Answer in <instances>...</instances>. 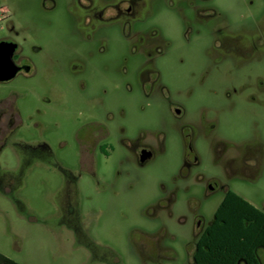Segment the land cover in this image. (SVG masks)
<instances>
[{
	"label": "rangeland",
	"instance_id": "1",
	"mask_svg": "<svg viewBox=\"0 0 264 264\" xmlns=\"http://www.w3.org/2000/svg\"><path fill=\"white\" fill-rule=\"evenodd\" d=\"M73 2L0 0V37L12 36L31 65L0 83V100L20 116L0 150V253L18 264H187L196 219L208 224L227 189L264 211V82L252 78L264 65L230 75L214 63L208 27L186 30L160 6L142 25L154 48L141 84L145 58L131 50L133 36L114 27L85 41ZM211 2L234 26L263 20V0ZM90 118L107 125L113 146L96 155L95 174L81 169L75 139ZM190 125L200 129L194 139ZM120 126L126 139L153 146L150 161L135 162ZM42 142L51 156L30 155ZM248 145L255 158L244 166L236 158Z\"/></svg>",
	"mask_w": 264,
	"mask_h": 264
},
{
	"label": "flooded vegetation",
	"instance_id": "2",
	"mask_svg": "<svg viewBox=\"0 0 264 264\" xmlns=\"http://www.w3.org/2000/svg\"><path fill=\"white\" fill-rule=\"evenodd\" d=\"M160 6L171 8L180 14L185 22L186 30L191 29L193 26H197L199 29L208 27L212 33L209 45L211 46L210 49L215 53L213 57L214 63L227 67L226 69H228L230 75L232 71L236 72L256 65H264V13H262L264 11L261 12L263 20H254L250 28L232 25L227 16L212 5L211 0H74L70 5V15L79 35L85 41L91 40L102 29L114 27L122 30L126 40H130L133 36L134 41H129L131 50L135 53L139 51V54H143L145 58L139 78L141 84H143L151 79L146 74V71H148L147 63H150L151 58L145 56L154 48V44L144 37L142 25L148 12ZM255 14L258 15L259 13L256 12ZM255 14L252 13V16L255 17ZM216 17H219L223 22L220 21L219 24H212L213 18ZM5 27L8 32L14 30L10 22H7ZM0 41H9L16 44L11 58L17 67V71L11 79L18 74L29 75L31 65L21 55L19 44L9 35L1 36ZM149 66L151 65L149 64ZM262 72L252 74V78H256L257 83L260 84L264 82V74ZM248 77L250 76H241V78ZM11 79L0 81V83L8 82ZM151 84L153 87H160L161 91L164 90V85L159 84V78H155V80L151 81ZM262 87L261 92H264V85ZM255 88L258 91L259 87L257 85H255ZM172 114L175 118L181 117L180 109L177 106L173 107ZM19 119L20 116L14 103L4 99L0 100V129H4L5 131V134L0 138V150L5 146L3 137L6 136L8 131L13 129L16 123H19ZM190 130L193 139L200 132V129H197L195 125H190ZM118 131L122 136L124 127L120 126ZM110 135L111 131L107 125L95 118L88 119L84 125L78 128L75 139L78 148L77 157L81 169L95 174L96 155L101 153L103 156H106L109 153L107 148L112 149L113 147L106 140ZM119 142L124 148L132 152L133 159L140 166L150 161L154 155L153 146L150 143H146L141 137L131 140L122 136ZM29 148L31 150L30 155L51 156L50 147L45 142L39 143L36 147L30 146ZM192 148V143H189L188 149L192 150ZM220 148L221 146L216 147L218 149L216 150V157H221L222 155ZM251 150L250 145L246 146L238 154L237 161L244 166H248V162L255 158ZM144 155H148V157L143 158ZM193 163H197L196 156L193 157V161L187 159L184 161L186 167L192 166ZM214 183L209 184L210 190L213 189ZM201 222L200 218H197L195 221V227L197 226L200 230L197 233L196 239L207 225L205 224L201 227Z\"/></svg>",
	"mask_w": 264,
	"mask_h": 264
},
{
	"label": "trees",
	"instance_id": "3",
	"mask_svg": "<svg viewBox=\"0 0 264 264\" xmlns=\"http://www.w3.org/2000/svg\"><path fill=\"white\" fill-rule=\"evenodd\" d=\"M259 249L264 250V211L227 189L188 264H262ZM0 264L18 263L0 253Z\"/></svg>",
	"mask_w": 264,
	"mask_h": 264
},
{
	"label": "water",
	"instance_id": "4",
	"mask_svg": "<svg viewBox=\"0 0 264 264\" xmlns=\"http://www.w3.org/2000/svg\"><path fill=\"white\" fill-rule=\"evenodd\" d=\"M15 46L16 44L13 42L0 41V81L11 79L17 71V67L11 58ZM145 157L148 155L143 156V158Z\"/></svg>",
	"mask_w": 264,
	"mask_h": 264
},
{
	"label": "crops",
	"instance_id": "5",
	"mask_svg": "<svg viewBox=\"0 0 264 264\" xmlns=\"http://www.w3.org/2000/svg\"><path fill=\"white\" fill-rule=\"evenodd\" d=\"M258 255L260 257V260H261L262 264H264V250L263 249H259Z\"/></svg>",
	"mask_w": 264,
	"mask_h": 264
}]
</instances>
